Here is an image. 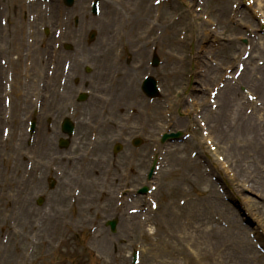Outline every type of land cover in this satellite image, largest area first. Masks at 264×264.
I'll return each instance as SVG.
<instances>
[{
    "label": "rangeland",
    "instance_id": "obj_1",
    "mask_svg": "<svg viewBox=\"0 0 264 264\" xmlns=\"http://www.w3.org/2000/svg\"><path fill=\"white\" fill-rule=\"evenodd\" d=\"M110 1H100L104 15H109ZM153 1L145 0L143 8L153 6ZM178 1L183 4L179 9L171 1L151 7L149 14L139 20V29L147 34V51L157 48L163 67L167 62L175 63L178 54L185 63L178 76L171 77L175 69L163 68L157 73L161 100L153 102L156 107L151 109L153 116H161L162 125L151 136L149 129L157 127L150 118L145 130L142 125L140 131L137 129L143 117L139 114L144 105L141 99L134 106L128 102L136 92L137 79L149 73L148 69L144 63L141 70L128 72L129 80H115L114 67L108 64L101 46L104 38L112 44L115 39L109 32L111 27L104 28L99 24V15L94 19L90 14V0H74L70 8L59 2L54 5L52 0L38 2L25 12L20 6L24 0H0V264H132L133 252H137L136 264H264V197L243 189V184L264 180V154L259 158L257 154L261 152L238 145L239 137H235L241 131L243 116L264 120V0L255 2V8L248 6L249 23L242 30L247 44L245 57L244 40L238 44L236 37L240 35L229 29L225 32L226 24L214 16L227 8L229 25L235 28L242 23L237 13L239 0ZM57 7H62L63 13L53 19ZM175 13L181 15L174 17ZM91 31L96 36L89 43ZM37 36L45 49L44 57L53 54L52 48L60 44V37L72 46L67 53L70 57L75 54L81 68L74 67L70 80L77 70L83 78L80 85L90 86L89 99L84 104H76L74 98L84 87L78 86V81L77 87L65 82L62 88L64 78L59 73L55 88L60 97H68L70 87L75 91H69L72 97L64 113L61 105L51 113L53 116L42 112L49 97L46 93L41 96L37 89H41V79L52 66L44 57L41 60L43 52L36 44L40 41ZM128 42L131 46L138 43L134 38ZM229 47L237 48L235 55ZM80 49L85 51V57ZM232 54L233 64H229ZM123 59L127 72L133 65ZM195 62L206 63L209 67L204 73L209 75L204 76L203 67L194 66ZM239 62L248 65L247 83L239 78L243 72L234 77ZM59 63L61 71L63 62ZM84 63L89 68L87 72ZM229 68L236 99L232 103L233 115L241 110L242 116L235 118L237 126L232 131L229 123L233 115L222 121L223 136L215 139L216 127H209L205 114L206 109L221 112L219 96L227 78L223 73L226 75ZM220 69L223 79L218 81L214 73ZM51 72L54 77V68ZM109 72L113 78H104ZM117 80L122 84L117 82L116 86ZM99 85L109 92L101 99L115 95L121 104L116 107L113 101L112 108L100 113L103 126L97 150L89 134L98 132L99 123L90 119L94 109L89 104L91 99H99ZM216 88L217 94L210 98ZM201 99L205 108L200 106ZM243 101L250 105L241 107ZM68 106H74L69 113ZM179 113L182 119L177 117ZM30 116H36V130L31 145H27ZM66 116L75 123V134L68 149L59 150V124ZM166 130H181L188 135L182 142L160 149L156 137ZM133 137L145 140L139 150L129 144ZM117 142L122 150L113 155ZM155 154L160 157L159 169L147 183L145 172ZM98 158L99 180L86 177L83 183L89 190L81 189L77 199L70 197L73 184L67 180L71 175L67 168L73 164L68 161L85 165ZM58 160H62V168ZM54 167L61 176L55 178L56 186L49 191L47 178H52ZM142 186L151 189L148 197L136 195ZM38 197L44 199L41 206L36 204ZM131 211L137 213L130 214ZM114 216L119 223L112 234L106 222Z\"/></svg>",
    "mask_w": 264,
    "mask_h": 264
},
{
    "label": "bare ground",
    "instance_id": "obj_2",
    "mask_svg": "<svg viewBox=\"0 0 264 264\" xmlns=\"http://www.w3.org/2000/svg\"><path fill=\"white\" fill-rule=\"evenodd\" d=\"M53 2H54V5L57 4L56 0H53ZM29 8L33 9V5H30ZM22 9L24 10V8H22ZM54 11H55V13L53 15V19L60 18L61 14L63 13L62 7H57L56 10H54ZM245 19H248V17H246ZM122 25H125V23ZM122 25H120V26H122ZM24 28H25V23H24ZM34 31L37 33L36 30H34ZM128 34L129 35L132 34V29L130 27V24L128 25ZM38 40H40L39 42H36V44H38V49H39V51L41 50L44 53L45 49L42 48L43 45H42V41L39 38V36H37V41ZM63 40H64V37H60V44L63 43ZM34 46H35V44H34ZM34 46L32 47L33 54L36 52L35 51L36 48H34ZM48 49H50V46L48 47ZM59 49L57 50V55L59 57H61L63 55V51H62V49H60V51H59ZM233 60H234V58H233V54H232V55H230V58H229V64H233ZM245 64H246V62H245ZM245 64H243V65H245ZM198 65L202 66L204 68L205 72L207 71V67L204 65V63L198 62ZM247 66L248 65H245L244 70H243V74L239 77L242 80L246 81V83H247V80L245 78V75L247 74V71H248L246 69ZM30 74L33 75L34 71H30ZM214 74L217 75L216 73H214ZM223 75L221 74V71H220V74H219V76L216 77V79L218 81H221L223 79ZM55 80H56V78H51V79L45 78V80L43 81V83L46 87L52 88V91L49 93V100H48V102L50 103V105L48 106L49 108L56 107L58 104H61V103L64 104L69 99V97H64L63 99L59 97L58 93L55 91V88H54ZM49 83H51V86H49ZM233 96H235V94L232 92L231 83L227 82L225 85V88H223V90L221 91L220 96H219V100L221 101L219 111H221V112H219V113L218 112L215 113V112H211V111L207 112V109H206L205 115H206V121L208 122L209 127H211V128L216 127V130L218 132L217 133L215 131V133L217 134L215 139H218V137H219V139H221V137L223 136L224 129L222 127L221 122L229 120L231 115H233L232 103H234V104L236 103V99L233 98ZM219 100H218V103H219ZM199 103H200L201 107L205 108L204 99H201ZM248 105H250V104L247 101L246 102L243 101V103H240L241 107H245ZM252 105H254V104H252ZM262 105H264V100L262 102ZM154 107L155 106L150 107V108H154ZM234 115H235V117H233ZM234 115L232 116V118H230V123H229V125L232 126L231 131L233 129H235L234 126H237V124L235 123V121H236L235 118L239 119L238 117L242 116V111L240 110V112H236V114H234ZM243 119H244V121L242 122L243 124H241V127H240L241 131H239L238 136H235V137H239L237 144L242 146V147H245L247 149H255L256 152H261V153L257 154V156L259 155V158H260L264 154V143H263L264 142V120H262V121L261 120H254L253 115L248 116V117L243 116ZM245 127H246V129H245ZM218 143H219V140H218ZM56 162L60 165L62 164V160H58ZM68 162L70 164H73L76 166L78 173H81V172L88 173L91 170H99L98 169V162L91 163L90 166H88L87 168H84L83 165H81V164L73 163L71 161H68ZM243 189L248 190L251 194H254L256 196H259V197L263 196L264 197V180L263 179H257L256 181L251 182L250 185H248V186L246 184H243Z\"/></svg>",
    "mask_w": 264,
    "mask_h": 264
},
{
    "label": "water",
    "instance_id": "obj_3",
    "mask_svg": "<svg viewBox=\"0 0 264 264\" xmlns=\"http://www.w3.org/2000/svg\"><path fill=\"white\" fill-rule=\"evenodd\" d=\"M144 191H145V189L142 192H144Z\"/></svg>",
    "mask_w": 264,
    "mask_h": 264
}]
</instances>
